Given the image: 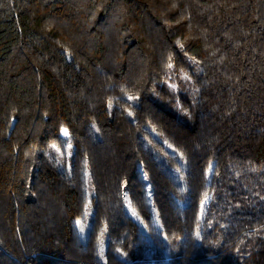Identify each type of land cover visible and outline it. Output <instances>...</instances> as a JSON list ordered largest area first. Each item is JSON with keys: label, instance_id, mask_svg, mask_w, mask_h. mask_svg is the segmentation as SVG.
Wrapping results in <instances>:
<instances>
[{"label": "trees", "instance_id": "obj_1", "mask_svg": "<svg viewBox=\"0 0 264 264\" xmlns=\"http://www.w3.org/2000/svg\"><path fill=\"white\" fill-rule=\"evenodd\" d=\"M0 264H264V0H0Z\"/></svg>", "mask_w": 264, "mask_h": 264}, {"label": "rangeland", "instance_id": "obj_2", "mask_svg": "<svg viewBox=\"0 0 264 264\" xmlns=\"http://www.w3.org/2000/svg\"><path fill=\"white\" fill-rule=\"evenodd\" d=\"M181 77H183V76H181ZM183 78H184V77H183ZM166 84H167L171 89H176V87H177L176 80H175V78H173V77H172L171 79H169V80L166 82ZM62 132H63V136L66 138L67 136H66V134H65V131L63 130ZM126 207H127V206H126ZM127 212L137 220V217L134 215V213H133L128 207H127ZM137 221L139 222V220H137ZM139 223H140V222H139ZM76 225H77V227H78V229H79V232H80V235H81L82 239L84 240L85 237H86L87 231H88V226H89L88 221L85 220V223H82L81 220H76ZM153 246H154V245H153ZM167 249H168V246H167V244H165V246H164V251L166 252ZM103 250H104V249H103V246H101V247H100V253H101V254L103 253Z\"/></svg>", "mask_w": 264, "mask_h": 264}, {"label": "snow or ice", "instance_id": "obj_3", "mask_svg": "<svg viewBox=\"0 0 264 264\" xmlns=\"http://www.w3.org/2000/svg\"><path fill=\"white\" fill-rule=\"evenodd\" d=\"M65 134H67V130H65Z\"/></svg>", "mask_w": 264, "mask_h": 264}]
</instances>
